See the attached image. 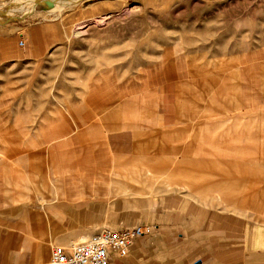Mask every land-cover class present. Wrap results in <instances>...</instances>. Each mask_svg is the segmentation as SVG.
<instances>
[{
    "label": "rangeland",
    "instance_id": "obj_1",
    "mask_svg": "<svg viewBox=\"0 0 264 264\" xmlns=\"http://www.w3.org/2000/svg\"><path fill=\"white\" fill-rule=\"evenodd\" d=\"M98 1L0 0V35L56 39L24 74L0 67V111L32 110L25 145L46 175L31 172L12 217L54 204V159L75 184L85 168L92 189L88 217L57 206L52 230L20 233L48 247L41 264L119 222L159 225L145 250L189 243L182 264H264V0Z\"/></svg>",
    "mask_w": 264,
    "mask_h": 264
},
{
    "label": "crops",
    "instance_id": "obj_2",
    "mask_svg": "<svg viewBox=\"0 0 264 264\" xmlns=\"http://www.w3.org/2000/svg\"><path fill=\"white\" fill-rule=\"evenodd\" d=\"M104 1L109 2L111 6L119 3V0H99L98 2L103 4L102 2ZM104 5L109 6L108 3H105ZM17 36L18 40L23 42V45H20L23 47H19L18 41H16L13 36L4 37L0 35V67L14 68V66H17L15 69L5 71L6 74H24L22 73V68L20 66H27L28 63H32L37 58L42 57L45 49H47L51 43L56 41L53 36L50 38L43 34L39 36L33 34L28 36L26 33L21 31L17 32ZM27 75H25V80L27 79ZM0 81L3 84H9V82L3 77H0ZM4 107H6V105ZM30 111L32 112V110L27 108L26 104L23 105V108H18L15 112L11 111L10 106L8 109L4 108L0 111V264H41L46 259L48 247L46 245H38L36 243L29 242V239L20 233L19 227L23 226V224L24 226L28 224V227L32 229V232H34V230L41 232L44 228L52 230L54 227V220L52 217L55 216V211H52V208L58 206L60 208H65L68 212L69 210H73L78 215L88 217L86 212H88L87 206L89 204V199L86 197L91 194L92 189L91 185L85 181L86 169L84 168L83 173L81 172L82 169H78V174H76L78 177L75 176L74 180L78 178V181L81 183L75 184L72 180H70L72 175L70 172L72 171L70 164H66L62 167L58 163L59 159L57 161L54 158H52L54 159L53 171L55 179L53 180L55 185L52 187V200L54 204L48 205L47 208H42L41 211H26L25 220L23 219V221H21V215L17 216V218L12 217L17 207L32 198L33 186L30 178L31 172L36 171L37 176L39 175L41 178H45L46 176L45 171L40 169L41 164L35 163L38 156L36 155L37 157L31 158V154H38V152H32L31 150L33 147L28 146L30 148L29 151L25 145L29 139L32 138L31 136L35 131L33 126L30 124L36 121V119ZM157 120L162 122L161 117H158ZM168 126L172 132L182 131L185 129V127H177L175 124H168ZM35 148L39 149V147ZM194 150L195 149L192 147L191 155H195ZM57 153H59V151ZM41 154H44V152ZM38 158L41 160L44 157L40 156ZM207 159L209 160L213 158ZM83 164L86 165L85 163ZM75 170L77 171L75 168L72 172ZM71 186L76 187L72 189ZM148 194L149 193L143 194V197L141 196L140 200H155L154 197H149ZM145 195L147 196L145 197ZM42 200L45 201L46 199L43 197ZM190 200L198 201L197 198H192ZM256 206L253 211L257 213L256 215L263 217L262 203H258ZM195 209L198 208L195 207ZM99 221L101 220H95L94 223L92 220L85 222V225L81 228L82 230L76 234L83 237L88 234L93 225L99 226ZM126 225L129 224L119 222L113 229ZM12 226H17L18 229L13 230ZM164 227L163 232L165 234H168V232L194 233L193 230H172L169 224H165ZM98 228L99 227H97L96 230L99 231L100 229ZM154 230H159L158 224L156 225V228H153L150 234H152ZM150 234L137 237L133 240L128 247L127 255L124 257H118L114 253H111V263L182 264L190 258L193 250L190 247V244L186 242L181 243L180 245H165L162 248H152L149 250L143 249L141 246V240ZM61 244L62 243H59L57 245ZM194 264L221 263H218L217 260L213 259L208 262H204L200 261V258H196L194 260Z\"/></svg>",
    "mask_w": 264,
    "mask_h": 264
},
{
    "label": "built area",
    "instance_id": "obj_3",
    "mask_svg": "<svg viewBox=\"0 0 264 264\" xmlns=\"http://www.w3.org/2000/svg\"><path fill=\"white\" fill-rule=\"evenodd\" d=\"M19 45L23 42L19 40ZM153 225L143 223L117 229L103 228L92 233L85 241L54 245L47 264H112L111 253L124 257L130 243L137 237L150 234Z\"/></svg>",
    "mask_w": 264,
    "mask_h": 264
}]
</instances>
